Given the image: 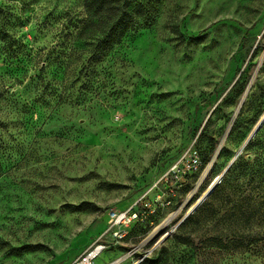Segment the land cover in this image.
I'll return each instance as SVG.
<instances>
[{"label": "rangeland", "instance_id": "1", "mask_svg": "<svg viewBox=\"0 0 264 264\" xmlns=\"http://www.w3.org/2000/svg\"><path fill=\"white\" fill-rule=\"evenodd\" d=\"M135 1L149 2L153 18L136 8L138 24L87 87L68 81L57 85L51 105L17 115L6 108L0 264H74L107 228V212L130 206L145 219L119 244L104 237L108 248L92 264H264V238L248 243L249 233L264 231L257 147L245 146L234 176L216 186L220 193L192 210L261 118L264 0ZM82 3L0 0L14 13L18 57L36 18L51 40ZM242 71L243 85L224 100ZM15 73L0 61V83L26 103L35 91ZM194 150L198 168L184 171ZM189 212L184 233L193 245L172 238ZM208 237L216 246L200 249Z\"/></svg>", "mask_w": 264, "mask_h": 264}, {"label": "trees", "instance_id": "2", "mask_svg": "<svg viewBox=\"0 0 264 264\" xmlns=\"http://www.w3.org/2000/svg\"><path fill=\"white\" fill-rule=\"evenodd\" d=\"M139 7L140 9L145 7L142 12L146 14L148 19L153 18V10L149 2L137 3L135 0H83L80 11L73 15H64L61 30L53 31V39L51 40L47 39L51 31L44 29L42 20L36 18L32 25L34 36L32 40L27 38V36L25 37V53L21 59L18 57L16 50L19 39L17 38L15 27H13L14 13L11 12L8 6L0 5V61H4L16 72V80L28 79V88L26 89L35 91L33 99L26 96V103H22L19 100L20 95L12 91L10 86L0 83V177L4 173L2 158L8 147L1 128L7 125L11 119L6 108L17 115L22 112L23 108L34 106L38 102L51 105L52 97L57 94V85L68 83V81H79L83 89L87 87L93 74H98L104 69L101 67L102 62L111 53L112 49L138 24L141 12L136 11V8ZM202 32L199 31L198 35ZM55 36L57 37L55 38ZM244 39L246 37H243V41H245ZM38 40L44 44L35 50L33 44L34 41L38 42ZM31 69L35 70L34 74H29ZM244 71L241 72L226 93L224 100L239 91L243 85L240 80ZM45 90H49V93L45 94ZM59 96L63 98L61 92L57 95V97ZM68 98L70 96L65 97V99ZM218 106H220V103L215 110ZM263 114L264 107L260 116ZM262 126L245 147V150L249 147H257L260 156L264 154V123ZM239 159L240 156H237V159L225 173L223 183L228 182L234 176ZM258 181L264 185V172L259 173ZM221 189V186L216 187L211 197H216ZM245 210L246 208L242 211L243 214L246 213ZM103 214V212L98 213V217ZM261 214L264 216V211H261ZM247 215V218L251 220L254 213L250 212ZM191 218L189 216L177 227L176 232L172 235L175 241L186 245L194 244L192 236L184 233ZM249 236H251L249 244L257 242L264 238V231H255L251 235L249 233ZM211 238L203 239L200 249L205 247V250H207V248L216 246V243L209 242ZM207 242L209 243L207 244ZM243 244L241 241V246ZM225 247H228V245H225Z\"/></svg>", "mask_w": 264, "mask_h": 264}, {"label": "built area", "instance_id": "3", "mask_svg": "<svg viewBox=\"0 0 264 264\" xmlns=\"http://www.w3.org/2000/svg\"><path fill=\"white\" fill-rule=\"evenodd\" d=\"M192 153L189 161L182 163L184 165V171H191L198 168L200 163L198 154L196 150ZM173 171L174 173L178 172L176 168H173ZM106 217L108 218L105 231L83 252L84 254H82L74 264H92L93 260L108 248V244L102 241L104 237L110 236L116 244H119L128 235L130 228L136 222L145 219V214L138 212L134 206H130L118 211H108Z\"/></svg>", "mask_w": 264, "mask_h": 264}, {"label": "water", "instance_id": "4", "mask_svg": "<svg viewBox=\"0 0 264 264\" xmlns=\"http://www.w3.org/2000/svg\"><path fill=\"white\" fill-rule=\"evenodd\" d=\"M264 123V114L261 116V119H259V121L255 124V126L253 127L252 131L250 132V134L248 135L247 139L245 140L243 146L240 148L239 152H237L235 154V156L232 158V160L229 162V164L226 166V168L222 171L221 175L216 178L213 182L212 185L210 186L209 190L204 194L202 200H199L193 207L192 210H195L205 199H207V197L215 190L216 186L219 185L218 183L221 182L222 177L224 176V174L228 171V169L231 167V165L233 164V162L236 160L237 156H239V154L241 153V151L244 149V147L247 145V143L257 134V132L261 129V127H263ZM190 214V212L185 216V218L178 223V225L176 226V228L188 217V215ZM170 233H168L167 235H165L162 239L161 242L167 238V236H169ZM160 243V242H159ZM143 259H141L140 261L136 262L135 264H139Z\"/></svg>", "mask_w": 264, "mask_h": 264}, {"label": "bare ground", "instance_id": "5", "mask_svg": "<svg viewBox=\"0 0 264 264\" xmlns=\"http://www.w3.org/2000/svg\"><path fill=\"white\" fill-rule=\"evenodd\" d=\"M260 119H261V118H260ZM218 177H219V176H218ZM211 185H212V184H211ZM211 185H210V186H211ZM210 186H209L208 189L205 191V193L209 190ZM205 193H204V194H205ZM204 194H203V196H204ZM203 196H202V198H203ZM203 199H204V198H203ZM201 200H202V199H201Z\"/></svg>", "mask_w": 264, "mask_h": 264}, {"label": "crops", "instance_id": "6", "mask_svg": "<svg viewBox=\"0 0 264 264\" xmlns=\"http://www.w3.org/2000/svg\"><path fill=\"white\" fill-rule=\"evenodd\" d=\"M108 218V217H107Z\"/></svg>", "mask_w": 264, "mask_h": 264}]
</instances>
